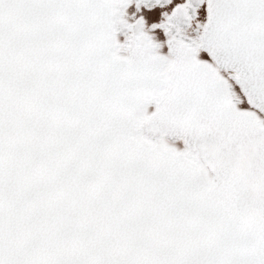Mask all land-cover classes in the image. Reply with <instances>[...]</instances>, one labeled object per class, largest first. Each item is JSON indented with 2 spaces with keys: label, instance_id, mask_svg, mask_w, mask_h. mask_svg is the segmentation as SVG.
Segmentation results:
<instances>
[{
  "label": "snow or ice",
  "instance_id": "snow-or-ice-1",
  "mask_svg": "<svg viewBox=\"0 0 264 264\" xmlns=\"http://www.w3.org/2000/svg\"><path fill=\"white\" fill-rule=\"evenodd\" d=\"M0 264H264V0H0Z\"/></svg>",
  "mask_w": 264,
  "mask_h": 264
}]
</instances>
